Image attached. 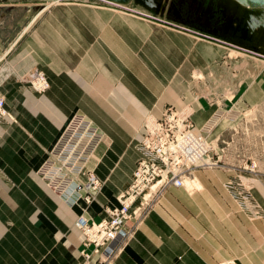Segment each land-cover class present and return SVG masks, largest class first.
I'll return each instance as SVG.
<instances>
[{"label": "crops", "instance_id": "obj_1", "mask_svg": "<svg viewBox=\"0 0 264 264\" xmlns=\"http://www.w3.org/2000/svg\"><path fill=\"white\" fill-rule=\"evenodd\" d=\"M161 1L163 11L134 0L110 1L160 20L57 5L1 49L0 94L10 115L0 116V264L83 262L84 234L75 221L85 205L98 220L107 215L106 206L119 204L141 156L137 144L148 116L186 107L199 130L219 109L243 110L264 100V67L257 57H229L237 51L230 46L264 53L213 35L217 4ZM216 16L222 23L226 15ZM36 67L50 81L44 92L20 79ZM211 74L222 77V84L206 86L204 77ZM76 112L111 138L89 162L103 181L90 204L83 191H55L38 171ZM197 171L200 188L167 187L111 264H264V216L249 219L225 192L223 181L232 172ZM253 193L264 209V179L255 181Z\"/></svg>", "mask_w": 264, "mask_h": 264}, {"label": "built area", "instance_id": "obj_2", "mask_svg": "<svg viewBox=\"0 0 264 264\" xmlns=\"http://www.w3.org/2000/svg\"><path fill=\"white\" fill-rule=\"evenodd\" d=\"M20 79L40 92L50 87L45 71L38 67L23 73ZM238 113L233 107L219 109L206 119L198 132L192 120V111L186 107L171 106L161 117L146 120L145 131L138 142L141 156L131 182L118 195L119 204L106 206L107 215L101 219L81 213L75 221L84 234L80 248L83 261L111 264L132 235L145 209L159 193L170 185L185 186V177L193 167L218 165L221 160L218 156L208 157L209 152L215 151L206 136L222 117L234 119ZM6 115H9L6 98L0 94V116ZM103 139V131L91 118L82 112L74 113L49 150L39 173L59 193L84 189L89 195L97 191L101 180L94 170L88 169V164ZM84 173H87L86 180L81 178ZM233 181L231 185L235 187L232 191L237 195L234 197L239 205L245 209L257 206L258 212L262 213L256 199L251 198L248 187L239 186V180ZM85 198L88 200L87 196ZM219 264L240 263L224 259Z\"/></svg>", "mask_w": 264, "mask_h": 264}, {"label": "rangeland", "instance_id": "obj_3", "mask_svg": "<svg viewBox=\"0 0 264 264\" xmlns=\"http://www.w3.org/2000/svg\"><path fill=\"white\" fill-rule=\"evenodd\" d=\"M207 1L217 4L222 0ZM0 5H10L8 9H2V11L0 9V52L2 48L6 47L10 42L15 40L16 37L21 34V32L32 27L57 5H84L90 8L109 9L113 11L116 10L128 16L131 15L135 17H145L147 19L160 20V18H155L158 17L157 15L153 16L140 7H125L108 0H59V2L54 0H0ZM221 10L222 6L216 5L211 11V14H215V16L210 18V24L215 28H217V26L221 23L218 21L216 16L217 13L222 12ZM230 15L232 16L233 13L230 12ZM178 27L179 29L186 30L185 27ZM230 47L236 49L237 51L232 50L229 57L236 59L240 57H257L256 61H258V66L264 67L263 56L244 49L233 46ZM232 77L233 78L230 81H235L237 78L235 76ZM220 79H222L220 76H213L212 74L208 76L205 75L204 82L206 86L218 87L220 84H222L221 82L223 79ZM93 121L104 133V139L102 140L101 144H110L111 138L109 137L108 133L95 120ZM206 139L210 143L212 150L215 151L214 153L209 152L208 157L210 158L213 156L214 158L218 156L221 160L216 166L204 168L213 169L216 167H222L224 170L232 172V175L223 181V188L225 189V192L229 194V196L236 203L238 209L242 211L249 219L255 220L263 217L264 211H262V213L258 212L257 206H252V209H245L239 205L238 200L235 199L237 195L234 193V191H232L235 185H231V183L234 182V179L235 181L239 180V186H244L245 188L248 187L251 193V198L255 200L256 197L253 193L254 183L257 179H264V100L258 105L239 110L237 117L234 119L224 117L220 121L218 127L216 126L213 131L206 136ZM198 168L203 167H193L190 173L187 174V178H189L187 179L188 185L184 186L186 189L195 190L200 188L198 186H189V181H196V177L194 176L198 172ZM88 169L94 170L95 168L88 164ZM83 175L87 178V173H84ZM102 183L103 181L101 180V184ZM99 189L95 192L89 193V195H91V201L96 199ZM165 190L166 189L159 193L156 198L148 205L144 214L154 206ZM83 198L85 199L86 203H91V201H86L85 196H83ZM252 203H254V201H252ZM87 207L88 205H85L80 213H85L86 216H89ZM253 211H255L254 214H252ZM240 262L244 264L243 261ZM92 263L94 262L87 261L86 264ZM78 264H84V261L83 263L78 262Z\"/></svg>", "mask_w": 264, "mask_h": 264}, {"label": "water", "instance_id": "obj_4", "mask_svg": "<svg viewBox=\"0 0 264 264\" xmlns=\"http://www.w3.org/2000/svg\"><path fill=\"white\" fill-rule=\"evenodd\" d=\"M110 1L128 3L131 0ZM134 2L140 3L154 11H163L165 9V4L161 0H134ZM153 3L155 6H152ZM245 3L246 6H241L236 0H222L217 3V5L222 6V9L224 8L222 13L226 16L224 23L222 22L223 24L218 26L219 30L215 27H211V30L214 31L213 35L216 37L227 39L235 44L264 53V27L250 34L246 24L250 14L261 15V11H264V0H245ZM230 12L233 13L232 16ZM255 23L257 21H253V24Z\"/></svg>", "mask_w": 264, "mask_h": 264}, {"label": "clouds", "instance_id": "obj_5", "mask_svg": "<svg viewBox=\"0 0 264 264\" xmlns=\"http://www.w3.org/2000/svg\"><path fill=\"white\" fill-rule=\"evenodd\" d=\"M238 4L241 6H246L245 0H236ZM152 6H155L154 3ZM253 21H257V23L253 24ZM246 24L249 28V33L253 34L258 31L261 27H264V11H261L260 16H256L255 14H250L249 19L246 21Z\"/></svg>", "mask_w": 264, "mask_h": 264}, {"label": "bare ground", "instance_id": "obj_6", "mask_svg": "<svg viewBox=\"0 0 264 264\" xmlns=\"http://www.w3.org/2000/svg\"><path fill=\"white\" fill-rule=\"evenodd\" d=\"M54 1L59 2V0H54ZM36 91H37V90H36ZM45 91H46V90H45ZM38 92H40V91H38ZM42 92H44V91H42ZM5 98H6V97H5ZM9 115H10V113H9ZM152 118H154V116H148V119H149V120L152 119ZM223 118H224V117H222V118H221V119H220V120L214 125V127L212 128V130H211L207 135H209V134L213 131V129H214L216 126H218V124L220 123V121H221ZM188 178H189V177H188ZM188 178L186 177V179H185V184H186V185H188V184H187V179H188ZM190 178H191V177H190ZM43 179H44V178H43ZM45 181H46V180H45ZM46 182H47V181H46ZM101 185H102V184H100V187H101ZM190 185L193 186V187H194V186L196 187V186H199V183L197 182V179H196V181H194V182H193V181H192V182L189 181V186H190ZM82 191H84V189H81L80 192H82ZM82 194H83V193H82ZM83 196H87V199H88V200H86L87 202H88V201H91V196L86 195V193H84ZM255 199H256V198H255ZM256 201H257V199H256ZM257 202H258V201H257ZM258 204H259V206L261 207L262 211H264L263 207L260 205L259 202H258ZM76 226H77V225H76ZM77 227H78V226H77ZM78 228H79V227H78ZM81 231H82V230H81ZM234 260H235V259H234ZM235 261H236V260H235ZM84 263H85V262H84ZM86 263H87V262H86ZM86 263H85V264H86Z\"/></svg>", "mask_w": 264, "mask_h": 264}]
</instances>
